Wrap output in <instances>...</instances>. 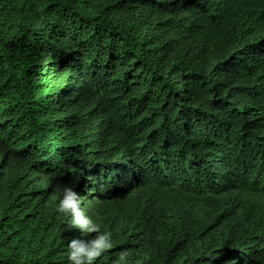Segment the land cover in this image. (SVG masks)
Listing matches in <instances>:
<instances>
[{"label": "trees", "instance_id": "1", "mask_svg": "<svg viewBox=\"0 0 264 264\" xmlns=\"http://www.w3.org/2000/svg\"><path fill=\"white\" fill-rule=\"evenodd\" d=\"M65 186L97 264H264V0H0V264H69Z\"/></svg>", "mask_w": 264, "mask_h": 264}, {"label": "clouds", "instance_id": "2", "mask_svg": "<svg viewBox=\"0 0 264 264\" xmlns=\"http://www.w3.org/2000/svg\"><path fill=\"white\" fill-rule=\"evenodd\" d=\"M83 199L72 187L65 186L60 193L56 211L65 218L68 230L79 231L80 236L67 243L69 264H97L99 258L114 247L113 233L104 228L98 219L81 207ZM90 234H95L90 237ZM90 237V238H89ZM116 264H129L127 251H121Z\"/></svg>", "mask_w": 264, "mask_h": 264}]
</instances>
